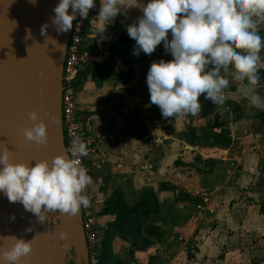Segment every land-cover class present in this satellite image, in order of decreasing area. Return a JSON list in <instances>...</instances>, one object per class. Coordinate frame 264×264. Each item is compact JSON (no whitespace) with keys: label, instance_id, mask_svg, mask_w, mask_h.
<instances>
[{"label":"crops","instance_id":"0c3cea01","mask_svg":"<svg viewBox=\"0 0 264 264\" xmlns=\"http://www.w3.org/2000/svg\"><path fill=\"white\" fill-rule=\"evenodd\" d=\"M141 14L139 7H132L126 10V16L118 15L108 25L100 48L95 32H87L84 51L98 70L78 75L81 83L76 93L77 111L85 135L95 145V153L86 157L85 164L93 178L101 238L108 225L116 221L122 226L138 216L143 222L134 247L117 236L112 239V264H264L263 259L251 262V251L240 248L238 243L235 248L229 247L234 239L246 242V235L220 230L225 221L233 225L235 216L223 215L211 201L204 204V200L208 201V188L200 179L203 174L214 175L223 163L236 162L242 170L226 175L222 191L218 190L224 194L220 198L223 203L216 206L232 205L234 213L239 203L246 202L240 193L250 191L255 178L264 182V108H254L247 102V111L233 125L239 129L234 132L230 127L231 143L221 149L212 144L203 130L214 125L191 121L190 115L162 118L159 108L137 86L138 70L148 55H133L135 41L124 27ZM260 34L264 36V30ZM261 57L258 70H264V51ZM256 90L264 96L262 80ZM228 91L227 98L231 100L241 91V84L232 81ZM242 97L248 101L243 94ZM197 155L205 158L200 169L187 162ZM146 193L148 198L143 196ZM233 200L236 202L231 204ZM208 211L216 230L207 233L200 229V219L209 216ZM147 227L155 230L148 233ZM145 239L149 246L138 250Z\"/></svg>","mask_w":264,"mask_h":264},{"label":"clouds","instance_id":"9594fccd","mask_svg":"<svg viewBox=\"0 0 264 264\" xmlns=\"http://www.w3.org/2000/svg\"><path fill=\"white\" fill-rule=\"evenodd\" d=\"M33 6L36 0H29ZM98 14L89 20L90 30L105 39L108 25L126 10L139 7L141 15L124 25L135 41L132 53L150 55L163 42L165 53L172 59L153 61L146 74L151 104L162 118L180 115L196 116L201 101H211L217 108L225 103L229 79L241 84V92L254 108H264V96L257 92L261 76L258 65L264 51V0H98ZM97 0H59L53 8L51 24L55 31L66 33L77 16L87 19ZM69 8L71 12L69 13ZM48 24L41 26L46 36ZM25 39L31 38L30 30ZM57 44V42L55 41ZM63 48V46L58 45ZM43 117L55 122L49 112L30 111V128L23 129L25 140L47 146V125ZM71 156L60 154L49 160L14 162L7 147L0 148V194L10 203H19L36 220L45 223L49 213L75 217L89 206L85 190L93 178L81 162L88 155L86 144L79 138L71 141ZM15 219V215L9 217ZM46 224V223H45ZM33 229L27 227L24 232ZM35 238V236L33 237ZM62 247L70 246L67 234L59 233ZM0 264H25L32 251L31 240L17 235L0 236Z\"/></svg>","mask_w":264,"mask_h":264},{"label":"water","instance_id":"95a60500","mask_svg":"<svg viewBox=\"0 0 264 264\" xmlns=\"http://www.w3.org/2000/svg\"><path fill=\"white\" fill-rule=\"evenodd\" d=\"M58 2L36 0L33 6L29 0H0V148L7 147L14 162L34 165V161L67 155L61 124V75L70 30L58 34L51 24ZM44 24H48L46 36L57 44L41 35ZM26 29L29 39H25ZM102 40L99 37L98 48ZM30 111L49 112L56 118L53 122L43 117L47 146L27 142L23 136V129L31 127ZM13 214L15 219L10 220ZM49 217L46 224L40 223L21 204L10 203L0 194V236L22 234L23 239L31 240L32 251L25 264H88L81 211L75 217L58 213H49ZM27 227L33 230L24 232ZM61 231L70 242L66 249L59 239ZM3 245L0 240V247Z\"/></svg>","mask_w":264,"mask_h":264},{"label":"rangeland","instance_id":"374dc122","mask_svg":"<svg viewBox=\"0 0 264 264\" xmlns=\"http://www.w3.org/2000/svg\"><path fill=\"white\" fill-rule=\"evenodd\" d=\"M164 55L165 58H163L165 61L171 60L172 57L170 54L165 53L163 49V43L157 46V48L154 50V52L145 58L147 61H145L143 68L139 69V79H137V86L139 89H142L143 95H145L149 99V92H148V87L146 84V74L147 71L150 67V64L153 61H159L162 59L161 57ZM232 83V80L229 79V86ZM227 92L228 89L225 91V103L222 107L217 108L211 101L209 100H203V97L201 96L199 99L201 101V111L199 112L198 115L196 116H189L191 121L198 122L201 120L202 124L205 125H214L210 127H205L203 130L205 135L209 134V130H214V131H223L224 135L226 133L229 135L231 130L230 127L232 126L233 131H237L239 128L235 125V121L239 120L244 111L247 108V100L242 97V92L238 91L237 95L231 97V100H228L227 98ZM234 92V91H233ZM234 98V99H233ZM247 111V110H246ZM236 129V130H234ZM239 133H242V131L238 132V136L240 135ZM208 148V147H207ZM218 149H221L222 147H217ZM203 159V160H202ZM204 159L203 156L197 155V156H192L187 159V162L190 163L192 167H195L196 169H200V167H203L204 164ZM254 165L253 163H251ZM237 170H242V166L234 163H228V165H224V163L221 166H218L216 168V173L213 175H209L208 173L203 174L200 176V179L203 181V183L207 184V198L208 201H204V204L212 202L214 205L215 209H219L221 212H223V215L227 213L229 217L231 215H234V220H233V225H227L226 221L225 224L223 225V228L220 229L222 232L228 231V232H244V235H246V242L245 240L237 242L235 239L234 241H231L229 243V247H236L238 244L240 245V248L244 247L245 249H248L251 251V262L256 261L257 259H263L264 256H258V254H262L264 251V182H262L261 179L255 178V180L251 181V189L247 190V193H240L245 197L246 202H243L242 204L239 203V206L235 208V214L232 211V208L228 207L229 205L223 206L225 208H217L216 205H220L223 203L221 201V197H223L224 194H219L218 190L221 189L222 191V185L226 181V175H230L229 171L232 172L234 175L237 174ZM204 180L206 182H204ZM214 183V184H213ZM212 184V185H211ZM217 186L215 189L213 186ZM237 195H234V200H236ZM234 200L231 202V204L235 203ZM194 202V201H193ZM218 202V204H217ZM222 202V203H221ZM248 203V205H246ZM192 204H195L192 203ZM246 205V206H245ZM206 210V209H205ZM197 211V209H196ZM190 213V212H189ZM193 215L192 213H190ZM210 214V215H209ZM189 215V216H191ZM208 215H205L203 218L200 219L202 225L200 229L204 232H210L215 231V226L212 227V223L214 220H211V213L208 211ZM193 216L199 217V215L195 214ZM248 219L246 221L245 219ZM238 222V223H235ZM135 223V220L130 219L128 225H132ZM218 225V224H217ZM131 228V226H130ZM138 231V230H137ZM248 237V238H247ZM249 239V240H247ZM238 243V244H237ZM233 244V245H231ZM243 244V245H241ZM264 254V253H263Z\"/></svg>","mask_w":264,"mask_h":264},{"label":"built area","instance_id":"2783aa9c","mask_svg":"<svg viewBox=\"0 0 264 264\" xmlns=\"http://www.w3.org/2000/svg\"><path fill=\"white\" fill-rule=\"evenodd\" d=\"M96 11L97 7L91 9L87 19H81L77 16L76 20L73 21V27L70 30L66 45L61 75V124L65 150L69 156H71L70 149L72 147L71 141L73 138H79L86 144L88 149L87 156L95 153L94 141L92 138L85 135L80 122L76 105V93L78 90L79 72L92 63L91 56L84 51V42L86 33L91 31L89 20L96 15ZM86 157H82L81 162L83 166L87 168L85 164ZM84 194L87 195L90 201L88 207H82L80 209L82 228L88 250V262L89 264H99L101 234L96 223L98 209L95 205V195L92 185L86 188Z\"/></svg>","mask_w":264,"mask_h":264},{"label":"trees","instance_id":"16d2710c","mask_svg":"<svg viewBox=\"0 0 264 264\" xmlns=\"http://www.w3.org/2000/svg\"><path fill=\"white\" fill-rule=\"evenodd\" d=\"M96 70H98V67L97 65L93 64L81 70L79 72V75L83 72L96 71ZM258 71L261 76V80L264 82V70H258ZM99 77L101 78V76ZM80 83H81V80L78 81V84ZM223 133L225 132L214 131V130H211V132H209L208 137L211 139L212 144L214 146L217 145L219 147H226L231 143V139L229 135L227 133L226 135H224ZM143 196L148 198L149 194L146 193ZM154 205H155V202H154ZM154 205H153V208H154ZM137 217L138 216H136V218L131 217L132 220H135V223L132 225L131 224L128 225L129 222H127V223H124L122 226H120L118 225L119 221H116L108 225L107 231L102 235V238H101V252L99 254V264H112L113 263L114 257L111 252V241L116 236L125 240L126 242H128L130 245H133L134 247L135 241L136 240L138 241L139 239L137 230L143 227L142 219L141 218L139 219ZM154 230L155 228L153 227L146 228V232L148 233H151ZM142 244L143 245L140 246L138 250H145L149 246V242L146 239L142 241Z\"/></svg>","mask_w":264,"mask_h":264},{"label":"flooded vegetation","instance_id":"af4514ba","mask_svg":"<svg viewBox=\"0 0 264 264\" xmlns=\"http://www.w3.org/2000/svg\"><path fill=\"white\" fill-rule=\"evenodd\" d=\"M88 264H89V262H88Z\"/></svg>","mask_w":264,"mask_h":264}]
</instances>
